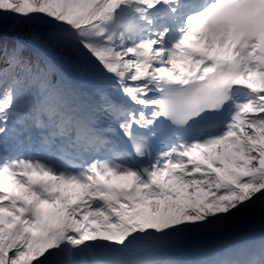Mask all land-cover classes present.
<instances>
[{"label":"snow or ice","instance_id":"1","mask_svg":"<svg viewBox=\"0 0 264 264\" xmlns=\"http://www.w3.org/2000/svg\"><path fill=\"white\" fill-rule=\"evenodd\" d=\"M0 264H264V0H0Z\"/></svg>","mask_w":264,"mask_h":264}]
</instances>
